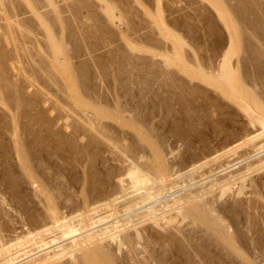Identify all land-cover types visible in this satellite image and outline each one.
I'll return each instance as SVG.
<instances>
[{
  "label": "rangeland",
  "instance_id": "rangeland-1",
  "mask_svg": "<svg viewBox=\"0 0 264 264\" xmlns=\"http://www.w3.org/2000/svg\"><path fill=\"white\" fill-rule=\"evenodd\" d=\"M21 1H3L5 4L0 1V6H3L2 9L0 7L2 93L3 96L7 93V96L13 95V92L21 95L24 107L22 105L20 109L25 110L16 114V125L11 126L14 114L7 108L8 102H0V251L11 248L13 253L18 252V258L12 264H23L31 257L43 256L63 244L61 241L52 246L47 244L48 239L53 237L47 233L36 237L42 229L57 226L54 220L50 223L54 216L47 211L50 208L54 212V204L56 211L59 207V218L65 219L60 223L67 221L68 226L73 221L71 218L80 211L86 212L85 203L90 196L89 203L106 205L97 213L103 222L97 224L94 231L124 219V212L120 213L121 204L117 208L116 204L110 206V201L111 195L117 197L121 194L118 186L124 185V188L130 182L126 176L128 146L134 150L139 147L135 151L144 156H141L142 160L146 157L151 159L154 152L166 164V170L167 166L170 167L167 174L159 177L160 182H164L165 193L158 198L161 199L158 203L152 201L153 206L182 199L188 193L200 200L204 187L207 189L213 182L226 180L232 184L221 202L229 207H237L241 202L250 207L254 195L260 194L262 203L257 211L251 210L247 214L263 219L264 111L261 108L264 107V9L260 6L264 8V0H54L53 7L56 2L58 10L55 14L45 0H39L40 6L38 0H33L39 6L38 11L37 6L34 10L31 0L29 6ZM254 5L258 6L255 7L256 15L248 14ZM4 9L6 14L2 11ZM258 9L263 12L257 13ZM8 10L12 11L9 12L12 16L7 13ZM39 13L48 18H45L44 25L43 16L39 18ZM112 14L118 18L112 20ZM253 16H256L255 19ZM23 25L25 27H20ZM252 25L259 26L255 29ZM175 34L183 43V49L175 44L172 36ZM55 41L61 51L58 60L54 59L58 55L54 52L57 48L51 44ZM173 48L179 50L180 62L174 59ZM227 55L229 62L226 66H231L234 78L238 75L241 92L237 94L232 93L224 81L225 88H217L205 80L212 74L218 75ZM42 57L46 64L52 61L56 65L63 64L68 74L52 71L51 64L48 66L42 62V65ZM168 60L174 61V65L170 66ZM70 63H73L72 66ZM49 70L55 75L54 82H51L53 77ZM47 73L51 76L50 80ZM115 104L125 107L122 108V116L114 112ZM100 108L107 109L108 113L112 111L115 118L123 121L100 115L95 110ZM125 120H129L130 124ZM92 121L94 125L90 123ZM99 123L102 126L97 128ZM88 124L97 127L92 130ZM13 127L18 133V138L14 140L22 144L32 163H29L32 178L22 172L15 156L14 141L6 133ZM100 128L104 132L107 130L106 139L97 132ZM145 133L146 141L142 138ZM20 146L17 145L19 151L22 149ZM147 159L141 161L148 162ZM34 177L36 181L32 180ZM95 203L91 206H96ZM115 207L120 208L119 213L115 212ZM170 214L172 212L167 213L168 217L164 220L162 217L160 227L143 223L140 242L145 243L148 237L149 241L156 239L150 243V248L151 244L154 246L150 250L157 255L165 253V264H203L200 259L210 264L204 258L206 253L207 262L217 263L220 260L217 263L220 264L223 261L224 250L212 241H206L202 228L191 226L187 220H177L174 212L172 215L175 218ZM142 228L140 226V230ZM86 230L75 232L73 239ZM195 244H199L198 247L195 248ZM201 245L206 247L202 250ZM197 248L201 249V253L204 251L203 257L195 251ZM204 249H207L206 253ZM147 255L143 253L140 258L145 256V262L157 263ZM259 264H264V260L260 259Z\"/></svg>",
  "mask_w": 264,
  "mask_h": 264
},
{
  "label": "bare ground",
  "instance_id": "bare-ground-1",
  "mask_svg": "<svg viewBox=\"0 0 264 264\" xmlns=\"http://www.w3.org/2000/svg\"><path fill=\"white\" fill-rule=\"evenodd\" d=\"M3 4H5L3 1H7V0H0ZM16 1V0H15ZM32 1V2H31ZM31 4L32 6L34 7V10H35V6H37L34 2L33 3V0H31ZM43 1V0H42ZM47 1V6H50L52 9L51 12L53 11L54 14L57 13V8H56V2H55V7L54 6V0H45ZM44 1V4L46 3ZM56 1V0H55ZM261 1V0H260ZM0 2V3H1ZM10 2V1H9ZM8 2V3H9ZM19 2V1H18ZM22 2V1H21ZM23 2H26L28 3L27 6H29V0L28 2L23 0ZM22 2V3H23ZM39 2V0H38ZM37 2V3H38ZM8 3H6V5H8ZM257 3V1H256ZM255 3V4H256ZM261 3V2H260ZM260 3L258 4L260 6ZM12 4V3H11ZM49 4V5H48ZM254 4V3H253ZM38 5L40 6V2L38 3ZM45 5V6H46ZM2 6V5H1ZM0 6V7H1ZM30 5V7H32ZM37 6V11H38V7ZM42 3H41V8H42ZM3 7V6H2ZM1 7V9H2ZM9 7V6H8ZM59 7V6H57ZM255 7L258 8L257 5H254L253 8L250 7V11L252 12H249L248 10V14H251V15H256L255 14ZM256 8V9H257ZM260 8H262V10L264 9L263 6ZM0 9V10H1ZM7 9V8H6ZM9 9V8H8ZM13 9V8H12ZM30 9V8H28ZM43 9H46V8H43ZM49 9V7H48ZM62 9V8H61ZM16 10V9H14ZM31 10V9H30ZM35 10V11H36ZM40 10V8H39ZM262 10L258 9L256 12L259 13L260 12H263ZM5 12V9L2 10ZM22 11V10H20ZM34 11V12H35ZM44 11V10H43ZM42 11V12H43ZM112 11V10H111ZM9 12H12V11H7V13L9 14ZM16 12V11H15ZM33 12V11H32ZM33 12V13H34ZM40 13H42L41 11H39ZM47 12V11H46ZM50 12V13H51ZM110 12V11H109ZM14 13V12H13ZM36 13V12H35ZM38 13V12H37ZM38 15L41 16L42 14ZM44 13V12H43ZM48 13V12H47ZM49 13V14H50ZM60 13V12H59ZM108 13V12H107ZM6 14V12H5ZM11 14V13H10ZM9 14V15H10ZM32 14V13H31ZM30 14V15H31ZM65 14V13H64ZM15 15V14H14ZM17 15H19L17 13ZM24 15V14H23ZM53 15V14H52ZM57 15V14H56ZM60 15V14H59ZM2 16V15H1ZM12 16V14H11ZM43 16V15H42ZM46 16V15H45ZM43 16V25H44V22H46V19L47 16L45 17ZM50 16V15H49ZM58 16V15H57ZM258 16V14H257ZM260 16V14H259ZM116 15L115 14H112V17L111 19L114 20L116 19ZM254 19L256 16H253ZM261 17V16H260ZM259 17V18H260ZM10 18V16L8 17ZM40 18V17H39ZM46 18V19H45ZM54 18V17H53ZM58 18V17H56ZM55 18V19H56ZM64 18V17H63ZM118 18V17H117ZM250 18V17H249ZM264 18V16H263ZM52 19V18H51ZM120 19V18H119ZM118 19V20H119ZM257 19V18H256ZM11 20V19H10ZM22 20V19H20ZM31 20V19H30ZM6 21V20H5ZM15 21V20H14ZM19 21V20H18ZM39 21V20H38ZM41 21V20H40ZM48 21V20H47ZM57 21V20H56ZM17 22V19L16 21ZM20 22V21H19ZM61 22V21H60ZM261 22V21H260ZM34 23V22H33ZM38 23V22H37ZM20 24V23H17V25ZM26 24V23H25ZM24 24V25H25ZM29 24V23H28ZM40 26L41 24L38 23ZM254 24V23H253ZM257 24V23H256ZM20 26V27H25V26ZM15 26V25H14ZM31 26V25H30ZM39 26V27H40ZM53 26V25H52ZM62 26V25H61ZM255 27V25H252ZM251 26V27H252ZM259 26V25H258ZM256 25V27H258ZM5 27V26H4ZM7 27V26H6ZM12 27V26H11ZM253 27V28H254ZM255 27V29H256ZM2 28V27H1ZM9 28V26H8ZM29 28V27H27ZM26 28V29H27ZM4 29V28H3ZM2 29V30H3ZM7 29V28H6ZM16 29V28H15ZM41 29V28H40ZM254 29V30H255ZM262 29V28H261ZM264 29V28H263ZM58 30V29H57ZM56 30V31H57ZM64 30V29H63ZM11 31V30H10ZM27 31V30H26ZM30 31H31V28H30ZM33 31V30H32ZM53 31V30H52ZM161 32V31H160ZM253 32V31H252ZM257 32V30L255 31V33ZM21 33V32H19ZM28 33V31H27ZM50 33V32H49ZM5 34V33H4ZM55 34V33H54ZM53 34V35H54ZM1 35V34H0ZM14 35V34H13ZM22 35V34H21ZM59 35V34H58ZM176 35V34H175ZM172 35L174 36L173 37V40L176 41L175 44H177V46L179 47V49H183L182 48V42L181 40L178 38V35ZM2 36V35H1ZM178 39H177V38ZM2 38V37H1ZM10 38V37H9ZM27 38H29L27 36ZM52 38V37H51ZM55 38H56V34H55ZM4 39V37H3ZM53 40V39H52ZM58 40V39H57ZM8 42V41H7ZM36 42V41H35ZM38 42V41H37ZM62 42V41H61ZM181 42V43H180ZM12 43V42H11ZM63 43V42H62ZM31 44V43H30ZM54 47L53 48H57L58 47V43L55 41V42H52L51 43ZM8 45V44H7ZM9 46V45H8ZM7 46V47H8ZM15 46V45H14ZM34 46V45H33ZM31 46V47H33ZM46 46V45H45ZM48 46V45H47ZM56 46V47H55ZM42 47V46H41ZM40 47V48H41ZM46 48V47H45ZM176 48V47H174ZM173 48V49H174ZM25 49V48H24ZM47 49V48H46ZM65 49V48H63ZM60 49L57 48L53 49L54 52H57L56 56H54V59H57V57H60V53L61 51H59ZM8 51V50H7ZM50 51V50H49ZM174 52H172V55H174V59L176 61H179L182 60L181 56H180V52L178 49H174L173 50ZM181 51V50H180ZM3 52V51H2ZM35 52V51H34ZM43 52V51H42ZM65 52V51H64ZM254 52V51H253ZM27 53V52H26ZM33 53V51H32ZM46 53V52H45ZM44 53V54H45ZM51 53V52H50ZM174 53V54H173ZM55 54V53H54ZM68 54V53H67ZM66 54V55H67ZM182 54V53H181ZM4 55V54H3ZM30 55V54H29ZM254 55V54H253ZM42 56V55H41ZM69 56V55H68ZM9 57V56H8ZM35 57V56H34ZM49 57V56H48ZM181 57V58H180ZM38 58V57H37ZM44 59V57H42ZM52 58V57H51ZM173 58V56H172ZM7 59V58H6ZM35 59V58H34ZM33 59V60H34ZM50 59V58H49ZM53 59V58H52ZM228 55L223 58V61L220 65V71L218 73V75H214L212 74L211 76L207 77L205 80L208 84H211V85H214V86H218L219 88H225L224 84H222V82H226V87H228L232 93L233 92H241L240 91V85H239V82H238V79H237V76L235 77L237 79V81L235 80L234 78V74H232L231 72V66H226V63L228 64L227 60H228ZM21 60V59H20ZM41 60V59H40ZM58 60V59H57ZM70 60V59H69ZM3 61V60H2ZM44 60L41 61V64L42 62H44ZM63 61V60H62ZM252 61V60H251ZM250 61V62H251ZM1 62V61H0ZM35 62V61H34ZM40 62V61H39ZM38 62V63H39ZM47 62V61H46ZM46 62H44L46 64ZM32 64V63H31ZM44 64V65H45ZM48 64H51L52 66V71L53 70H56L57 72L60 71V72H63L65 75H67V68L62 64V65H56L54 64V62H48L46 65ZM71 64V63H70ZM73 64V63H72ZM71 64V66H72ZM168 64H170V66L174 65V61L172 60H168ZM30 65V64H29ZM43 65V64H42ZM39 64V66H42ZM49 66V65H48ZM169 66V67H170ZM256 66V65H255ZM45 67V66H44ZM260 67V66H259ZM168 68V67H167ZM46 70L48 68H45ZM43 70V69H42ZM44 70V74L46 73ZM233 70V69H232ZM50 71V75L53 77L55 75H53V72L51 73V70ZM71 71V70H70ZM42 72V71H41ZM47 73V74H48ZM3 74V73H2ZM48 74V76H50ZM121 74V73H120ZM130 75V73H129ZM246 75V74H245ZM51 76L49 78V80L51 79ZM64 76V75H63ZM3 77V76H2ZM41 77V76H40ZM134 77V76H132ZM248 77V76H247ZM69 78V77H68ZM67 78V79H68ZM131 79V76L129 77ZM246 78V76H245ZM250 78V77H249ZM252 78V77H251ZM1 79V78H0ZM4 79V78H3ZM53 80H51V82H54V77L52 78ZM58 79V78H57ZM65 79V78H64ZM247 79V78H246ZM132 80V79H131ZM137 80V79H136ZM240 80V79H239ZM248 80V79H247ZM116 81V80H115ZM128 81V80H126ZM133 81V80H132ZM241 81V80H240ZM251 81H253L251 79ZM47 82V81H46ZM50 82V81H49ZM62 82V81H61ZM69 82V81H68ZM71 82V81H70ZM69 82V83H70ZM4 83V82H3ZM68 83V84H69ZM72 83V82H71ZM70 83V84H71ZM134 83V82H132ZM139 83V81H138ZM164 83V82H163ZM242 83V82H241ZM1 80H0V102H5V104L7 103V108L14 114L12 115V118H11V121L12 123L10 124L11 126L13 125H16V114H20L19 111L21 110V106L24 104V102L22 101V98L20 97L21 95H18L15 94L13 92V95L12 94H9L7 96V94L5 96H3V93H2V87H1ZM54 84V83H53ZM52 84V85H53ZM56 85V84H55ZM130 85V84H129ZM3 86V85H2ZM5 86V85H4ZM126 86V85H124ZM6 87V86H5ZM64 87V86H63ZM117 87V85H116ZM217 87V88H218ZM61 88V87H60ZM147 88V87H146ZM130 90V89H129ZM141 90V89H140ZM4 91H5V88H4ZM62 91V90H61ZM64 91V90H63ZM72 91V90H71ZM70 91V92H71ZM126 91V90H125ZM143 91V90H142ZM221 91V90H220ZM67 92V91H66ZM87 92V91H86ZM110 92V91H109ZM193 92V91H192ZM243 92V91H242ZM116 93V92H115ZM119 93V92H118ZM128 93V92H127ZM143 93V92H142ZM146 93V92H145ZM221 93H224V92H221ZM89 94V93H88ZM237 94V93H236ZM245 94V93H244ZM64 95V93H63ZM67 95V94H65ZM85 95V93L83 94ZM97 95V94H96ZM225 95V94H224ZM242 95V93H241ZM240 95V96H241ZM121 96V95H120ZM238 96V95H237ZM31 98V97H30ZM36 98V97H35ZM85 98V96H84ZM123 98V97H122ZM229 98V97H228ZM70 99V97L68 98ZM93 99V98H92ZM66 100V99H65ZM98 100V99H97ZM10 101V103H9ZM38 101V100H37ZM94 101V100H93ZM33 102V101H32ZM77 102V101H76ZM190 102V101H189ZM23 103V104H22ZM37 103V102H36ZM79 103V102H78ZM113 103V102H112ZM31 104V103H30ZM76 104V103H75ZM74 104V105H75ZM92 104V103H90ZM260 104V103H259ZM35 105V104H34ZM73 105V103H72ZM79 105V104H78ZM94 105H95V101H94ZM135 105V104H134ZM264 105V104H263ZM261 105V107L263 106ZM38 106V105H37ZM88 106V105H87ZM116 106V110L114 112H116L117 114H121V116L123 115L122 114V111L123 109L122 108H125L123 107L122 105H114ZM24 107V105H23ZM28 107V106H27ZM113 107V106H112ZM30 108V107H29ZM127 108V107H126ZM131 108V107H130ZM101 109V108H100ZM128 109V108H127ZM135 109V108H134ZM98 111V113L102 116H106V117H109V118H113L115 120H117L118 118H115V115L111 114L109 112H106L107 109L105 110H98V109H95ZM125 110V109H124ZM261 110L264 111V107L261 108ZM259 109V111H261ZM22 111V110H21ZM126 111V110H125ZM124 111V113H125ZM129 111V110H127ZM136 111V110H135ZM22 112H25L22 111ZM27 112V110H26ZM113 112V113H114ZM37 113V112H36ZM130 113V112H129ZM83 114V113H82ZM21 116V115H20ZM90 116V115H89ZM88 116V117H89ZM97 116V115H96ZM120 116V115H119ZM131 116V115H130ZM6 117V116H5ZM10 117V116H9ZM23 117V116H22ZM91 117V116H90ZM95 117V116H93ZM93 117L91 120H93ZM134 117V115H133ZM24 118V117H23ZM84 118V117H83ZM89 119V118H88ZM89 119V120H90ZM100 119V117H99ZM97 119V120H99ZM121 119V118H120ZM120 119H118L120 122H122ZM126 119V118H125ZM3 120V119H2ZM84 120V119H83ZM101 120V119H100ZM117 120V121H118ZM127 121L129 124V120H125ZM1 122V121H0ZM19 122V121H18ZM85 122H88V121H85ZM97 121H94V123H96ZM140 122V121H139ZM93 124V121L90 122ZM98 123V122H97ZM124 123V122H123ZM6 124V123H5ZM85 124V123H84ZM92 124H88L89 126L92 125ZM94 125V124H93ZM92 125V126H93ZM97 125V124H95ZM102 124L99 123L98 124V127H101ZM90 126V128L92 130H94L96 127H92ZM20 127V126H19ZM82 127V126H81ZM2 128V127H1ZM87 128V127H86ZM94 128V129H93ZM104 128V127H103ZM147 128V127H146ZM3 129V128H2ZM18 129V128H17ZM20 129V128H19ZM1 130V129H0ZM6 130V129H5ZM97 130V129H96ZM95 130V131H96ZM104 129H101L100 130L98 129V133H100V137L102 136V138H105L107 136V130L104 132L103 131ZM19 131V130H18ZM22 131V130H21ZM94 131V132H95ZM144 131V130H143ZM6 133H9V135H11V139H13L14 141V150H15V156L16 158L18 159L19 161V165L21 166L22 168V172L24 173V175H26L27 177L29 178H32L33 176V171L31 170V165L32 163L29 162V159L27 158V152H25V149L22 147V144L20 146V144H18L17 140L15 141L14 138H18V133H17V130L15 127H13L11 130L10 129H7V132ZM96 133V132H95ZM97 133V134H98ZM105 133V134H104ZM112 135V134H111ZM110 135V136H111ZM141 135V134H140ZM147 134L145 133V135H142V138L146 141L147 138L145 137ZM154 135V134H153ZM21 137V136H20ZM19 137V138H20ZM90 137V136H89ZM138 137V136H137ZM141 137V136H140ZM145 137V138H144ZM109 137H107V140H108ZM93 139V138H92ZM106 139V138H105ZM112 139V138H111ZM118 139V138H116ZM135 139V138H134ZM142 139V140H143ZM19 140V139H18ZM113 140V139H112ZM12 141V142H13ZM140 141V140H138ZM10 142V141H9ZM119 143V142H118ZM137 143V142H136ZM10 144V143H9ZM140 144V143H139ZM17 145H19L20 147H22L21 151H19V147H17ZM89 145V144H88ZM92 145V144H91ZM141 145V144H140ZM144 145V144H143ZM25 146V145H23ZM151 146V145H150ZM120 147V146H119ZM129 147V146H128ZM126 147V157L127 160H128V170H126V176L127 178L129 179V187L127 188L126 186L123 188L124 185H120L118 186L120 189V192L121 194H119V196H113L111 195V201L110 203H112L110 206H114L116 204V207H120L121 206V210L120 208L115 209V212H118V210H120V213L121 211L124 212V219L122 220H117V222L115 221L114 223L110 224L109 227H106V228H102L103 230H100L99 231H94V229L96 228L97 224H100L103 222V218L100 216H97L101 209V207L103 205H99L97 206V204L95 202H92V203H95L96 206H91L92 203H89V201L91 200V196L89 197L90 200H86L88 201L87 203H85L86 201H84L85 203V208H87L86 212L85 213H80L78 215H76L75 217L71 218L73 221H71L70 219L68 221H71L70 223V226L74 223V226L70 227L67 225V221L63 222V223H60L62 222V220H65V219H60L59 218V215H61V213H59L58 209L59 207H57V211L55 210V204H54V212L49 208L45 209L47 210L46 212L48 214H51V216L57 218V219H54V217H50V220L52 218V221L50 223L54 222L56 223L57 226H51V227H48L46 229H42V231H40L39 233L36 234V237L37 236H42V234L44 235L45 233L49 234V236H53L51 237L50 239H48L49 241L47 242V244H51V246L53 244H59L60 241L63 243L61 245V243L54 247V250L52 248V251L50 252H47L45 255L43 256H40V257H37V258H29V260L27 259V261H25V263L23 264H151L146 261V259L143 257V258H140L141 255L143 253H148L151 260H153L155 263L157 261L156 264H165L164 262V258H163V255L165 254H154V252H152L153 250H150L153 246V244H151V248H150V243H154L155 240H151L149 241L148 238L145 239L144 236H142V238L145 239V243L143 242H140L142 239H141V234L143 233L144 231V226H143V223L144 224H148L146 222H149V224L151 223V225H156L158 227H160V224L159 225V222L160 220L162 221V217L163 220L166 219L165 217L168 215H166L167 213L169 212H173L175 213L174 216H176V219H181V220H187L186 222H188V224H192V225H195V226H199L198 228H202L205 232V235L207 238L206 241H209L210 242L212 241L214 244L216 245H219L220 249H223L225 253L223 256V263L221 262L220 264H224V261L226 264H259L260 262V259H263L264 260V217L263 219L260 217H256L254 216L252 213L250 214H247L248 212H251V210H256L257 211V207L258 205H260L262 203V198H261V195L260 194H255L254 195V200L253 202H251L252 204H250V201H248L250 204V207L249 205H243L242 202L240 204H238V206L234 207V206H226L225 203H222L221 200L222 198L224 197V195L227 193V191L231 188L230 187V183L232 184V182H227L226 180H222V181H216V182H213L210 184V186H208L209 188H203L204 191L200 190V192L202 194H200V197L201 199L198 200L196 199L195 197H193V195L191 193H188L186 194L187 197H184V198H179V199H173L172 201H165V202H162L160 203V205H157V206H153L154 202L155 203H158L160 200L158 198H160L164 192V185H163V180L161 183L160 182V179L159 177L162 176L163 174H167L166 172H168L167 170L170 168H168L167 166V170H166V164L162 163V160L161 158L158 156V154L152 152L153 149L151 152L153 154V156L150 158L146 157V159L148 158L149 161L148 162H142L143 160L145 161L146 159L144 158L142 160V158L144 157L143 155H138L136 153L135 150H138L139 147H136V149H131V148H128ZM152 147V146H151ZM154 147V146H153ZM152 147V148H153ZM89 148V147H88ZM102 148V147H101ZM24 149V150H23ZM122 149V148H121ZM141 149V148H140ZM151 149V148H150ZM86 150V149H85ZM75 151V150H74ZM94 151V150H93ZM140 151V150H139ZM142 151V150H141ZM156 152V151H155ZM92 153V152H91ZM144 154V153H143ZM151 154V155H152ZM73 155V154H72ZM5 156V155H4ZM140 156V157H139ZM143 156V157H141ZM147 159V160H148ZM163 159V158H162ZM82 160V159H81ZM142 160V161H141ZM84 162V161H83ZM164 162V161H163ZM30 163V164H29ZM30 166H29V165ZM92 165V164H91ZM165 165V166H164ZM28 166H29V169H28ZM124 168V167H123ZM122 168V169H123ZM175 168V167H174ZM181 168V167H180ZM37 169V168H36ZM125 170V168H124ZM123 170V171H124ZM171 170V169H170ZM193 170V169H192ZM195 170V169H194ZM120 172V171H119ZM111 173V172H110ZM125 173V172H124ZM173 173V172H172ZM177 173V172H176ZM8 174V173H7ZM185 174V173H184ZM188 174V173H186ZM192 174V173H191ZM40 175V174H39ZM181 176V175H180ZM188 176V175H187ZM186 176V177H187ZM190 176V174H189ZM192 176V175H191ZM166 177V176H165ZM28 178V179H29ZM36 177H34V179L32 180H35ZM161 178V177H160ZM176 180H177V177H175ZM179 179L181 177H178ZM240 178V177H239ZM121 179V178H120ZM128 179H125L126 181H128ZM188 179V178H187ZM36 181V180H35ZM29 182V181H28ZM34 182V181H33ZM39 182V181H38ZM121 182V181H120ZM122 182H123V178H122ZM166 182V181H165ZM175 182V180H174ZM178 182V181H177ZM121 184V183H120ZM123 184V183H122ZM126 184V183H124ZM176 184V182L174 183ZM119 185V184H118ZM6 186V185H5ZM38 186V185H37ZM121 186L123 189H121ZM47 189V188H46ZM90 189V188H89ZM202 189V188H201ZM61 191V190H60ZM82 192V191H81ZM199 192V193H200ZM53 193V192H52ZM198 193V194H199ZM115 194V193H114ZM118 194V192L116 193ZM196 194V193H195ZM197 194V195H198ZM240 194V193H239ZM85 195V194H84ZM197 195H194V196H197ZM202 195V196H201ZM86 196V195H85ZM113 196V197H112ZM164 197V196H163ZM174 197V196H173ZM179 197V196H178ZM256 197V198H255ZM64 198V197H63ZM88 198V199H89ZM198 198V197H197ZM55 199V198H54ZM96 199V198H95ZM171 199V198H170ZM50 200H51V197H50ZM53 200V198H52ZM51 200V201H52ZM84 200V199H83ZM154 200V202L152 203V201ZM156 200V201H155ZM50 201V202H51ZM48 202V205H49V201ZM53 202V201H52ZM52 202H51V206H52ZM100 202V201H99ZM151 202V203H150ZM44 203V202H43ZM79 203V202H78ZM98 203V201H97ZM46 205V203H44ZM81 204V203H80ZM88 204V206H87ZM121 204V205H120ZM150 204V205H149ZM153 204V205H152ZM216 204V206H215ZM247 204V203H246ZM46 205V206H48ZM108 205V206H109ZM120 205V206H118ZM78 206V204H77ZM106 206V205H104ZM103 206V207H104ZM107 206V208H109ZM81 207V206H80ZM44 208V207H43ZM158 208H161L158 209ZM73 209V208H72ZM79 209V208H78ZM137 209H143V211L141 212L140 210V213H137ZM77 210V209H76ZM137 210V211H136ZM249 210V211H248ZM75 211V210H74ZM73 211V212H74ZM99 211V212H98ZM136 211V212H135ZM138 211V212H139ZM59 213V214H56V213ZM72 212V214L74 215V213L77 211H75L74 213ZM160 212V213H158ZM71 213V212H70ZM75 213V214H76ZM134 214V213H137L135 214L134 216H131L130 214ZM246 213V214H245ZM255 213V211L253 212ZM172 214H170L171 216H173ZM244 214L246 216H244ZM256 214V213H255ZM96 215V216H95ZM130 215V216H129ZM164 215V216H163ZM173 216V218H175ZM63 217V215H62ZM69 217V216H68ZM97 217H99L98 219H96ZM243 217H245L243 219ZM45 218V217H44ZM67 218V217H66ZM161 218V219H160ZM177 219V220H178ZM169 220V219H168ZM182 222V221H181ZM48 223V222H47ZM162 223V222H161ZM166 223V222H165ZM45 224V223H43ZM142 224V225H141ZM49 225V223H48ZM191 225V226H192ZM95 226V227H94ZM140 226L143 227L142 229L143 230H140ZM45 227V226H44ZM87 227H92L91 229L89 230H86ZM139 227V229H138ZM149 227V226H148ZM147 227V228H148ZM153 227V226H152ZM164 227V226H163ZM166 227V226H165ZM164 227V228H165ZM171 227H174V226H171ZM183 227V226H182ZM101 228V227H100ZM191 228V227H190ZM36 229V228H35ZM85 229L86 232H84V234H80L81 236H79L78 238H74L73 237L75 236V232L77 231H80V230H83ZM172 229V228H171ZM182 229V228H181ZM195 229V228H194ZM192 229V231L194 232L195 230ZM159 230V229H158ZM161 230V229H160ZM174 230V228H173ZM191 231V230H190ZM198 231V230H196ZM83 232V231H82ZM80 232V233H82ZM142 232V233H141ZM167 232V231H166ZM173 232V231H172ZM175 232V231H174ZM192 232V234H193ZM203 232V233H204ZM79 233V232H78ZM146 233V232H145ZM149 233V232H148ZM159 233V232H158ZM77 234V233H76ZM168 234V233H167ZM201 234V233H200ZM151 235V234H150ZM149 235V236H150ZM172 235V234H171ZM184 235V234H183ZM186 236V235H185ZM184 236V237H185ZM192 236V235H191ZM204 236V235H203ZM154 237V236H152ZM168 237V236H167ZM46 238H48L46 236ZM151 238V237H150ZM166 238V237H165ZM169 238V237H168ZM193 239L195 238L194 236L192 237ZM45 239V238H44ZM62 239V240H61ZM143 239V240H144ZM191 239V240H193ZM201 239V238H200ZM199 239V240H200ZM66 240V241H65ZM161 240V239H160ZM188 240V239H187ZM204 240V238H203ZM69 241V242H68ZM194 241V240H193ZM42 242V241H41ZM191 242V241H190ZM205 242V241H203ZM66 243V244H64ZM170 243V241H169ZM189 243V242H188ZM201 243V242H200ZM206 243V242H205ZM209 244V243H207ZM46 245V243L44 244ZM43 245V246H44ZM188 245V244H187ZM191 245V244H190ZM196 245V244H195ZM199 245V244H198ZM198 245L195 246L198 247ZM205 245V244H204ZM203 245V248L206 247ZM149 246V247H148ZM184 246V245H183ZM209 246V245H208ZM207 246V247H208ZM214 246V245H213ZM212 246V248H213ZM12 247V246H11ZM112 247H114V249H112ZM154 247V246H153ZM159 247V246H158ZM164 247V246H163ZM166 247V246H165ZM200 247V246H199ZM216 247V246H214ZM201 248H202V245H201ZM202 248V250H203ZM210 248V247H209ZM153 249V248H152ZM167 248H165L164 250L166 251ZM217 249V247H216ZM201 249L197 248L195 249V251H197L198 253L200 252V256L203 257V252L201 253L200 251ZM205 250V249H204ZM207 250V249H206ZM206 250H205V253H206ZM18 251V250H17ZM155 251V250H154ZM194 251V252H195ZM209 251V249H208ZM216 251V250H215ZM12 252L11 248H8V249H3L0 251V258L2 259V262L0 264H12L14 263L18 256H17V253L18 252H15V253H10ZM20 252V251H19ZM169 252V251H168ZM180 252V251H179ZM222 252V251H221ZM198 253H196L198 255ZM213 253V252H212ZM121 254V257L119 256ZM203 254V255H202ZM208 254V253H206ZM204 255L206 258V263H210L212 264V262H207V257L208 255ZM218 254V253H217ZM157 255V257H156ZM189 255V254H188ZM198 255V256H199ZM119 256V257H118ZM197 256V257H198ZM211 256V255H210ZM216 256V255H215ZM220 256V255H219ZM165 257V256H164ZM213 259H214V256H212ZM210 257V258H212ZM218 257V256H217ZM226 257V258H224ZM200 259V257H198ZM218 259V258H217ZM222 259V258H221ZM226 259V260H225ZM237 261H236V260ZM150 260V261H151ZM201 261L204 259H200ZM211 260V259H210ZM166 261V260H165ZM202 261L203 264H205L204 262ZM216 261V260H215ZM220 261V260H218ZM217 261V263H218ZM227 261V262H226ZM236 261V263H235ZM187 262V261H186ZM168 262H166L167 264ZM216 262H214V264H217Z\"/></svg>",
  "mask_w": 264,
  "mask_h": 264
}]
</instances>
